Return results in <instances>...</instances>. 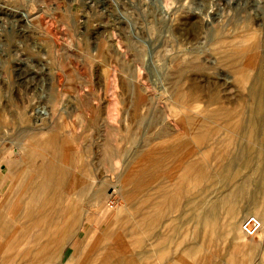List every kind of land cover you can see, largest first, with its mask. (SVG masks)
<instances>
[{
	"label": "rangeland",
	"instance_id": "1",
	"mask_svg": "<svg viewBox=\"0 0 264 264\" xmlns=\"http://www.w3.org/2000/svg\"><path fill=\"white\" fill-rule=\"evenodd\" d=\"M0 264H264V0H0Z\"/></svg>",
	"mask_w": 264,
	"mask_h": 264
},
{
	"label": "built area",
	"instance_id": "2",
	"mask_svg": "<svg viewBox=\"0 0 264 264\" xmlns=\"http://www.w3.org/2000/svg\"><path fill=\"white\" fill-rule=\"evenodd\" d=\"M241 227L243 232L248 236H256L262 229L263 224L258 216L252 215L242 221Z\"/></svg>",
	"mask_w": 264,
	"mask_h": 264
},
{
	"label": "bare ground",
	"instance_id": "3",
	"mask_svg": "<svg viewBox=\"0 0 264 264\" xmlns=\"http://www.w3.org/2000/svg\"><path fill=\"white\" fill-rule=\"evenodd\" d=\"M213 11V10H212ZM21 14V16L23 17V19L25 18L26 19V17L27 18H29L28 17V14L27 13H25V14H22V13H20ZM209 14V13H208ZM30 16V15H29ZM211 18V17H210ZM27 20V22H28V19H26ZM41 97H43V95L41 96ZM209 97V96H208ZM35 109H37V108H35ZM34 111H36V110H34ZM39 115H45V116H50V111L47 109V108H45V109H42V110H39ZM49 118V117H48ZM43 119V118H42ZM29 160V159H28ZM42 167V166H41ZM48 170V169H47ZM40 189V188H39ZM40 192V191H39ZM102 201V200H101ZM85 202V201H84ZM96 206V205H95Z\"/></svg>",
	"mask_w": 264,
	"mask_h": 264
}]
</instances>
